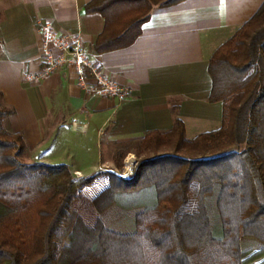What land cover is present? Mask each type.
I'll list each match as a JSON object with an SVG mask.
<instances>
[{
    "label": "trees",
    "instance_id": "trees-1",
    "mask_svg": "<svg viewBox=\"0 0 264 264\" xmlns=\"http://www.w3.org/2000/svg\"><path fill=\"white\" fill-rule=\"evenodd\" d=\"M180 1L92 0L86 12L105 20L95 51L131 45L154 5ZM208 73L220 127L187 140L177 119L146 133L132 176L107 174L90 198L100 174L19 160L23 139L4 130L11 111L0 106V264H58L73 216L97 247L70 264H264V3L214 51Z\"/></svg>",
    "mask_w": 264,
    "mask_h": 264
},
{
    "label": "crops",
    "instance_id": "crops-1",
    "mask_svg": "<svg viewBox=\"0 0 264 264\" xmlns=\"http://www.w3.org/2000/svg\"><path fill=\"white\" fill-rule=\"evenodd\" d=\"M91 1L0 0V106L11 111L4 130L23 139L22 163L65 165L75 177L89 178L113 173L114 158L121 156L126 173L137 164L134 148L148 132H167L177 119L187 140L220 127L222 104L209 101V60L264 0L154 5L131 45L102 53L95 42L105 20L86 12ZM42 21L60 33H80L87 55L129 91L127 100L118 104L83 90L72 66L28 82L25 76L41 69ZM87 85L94 88L93 80ZM101 183L92 196L108 181Z\"/></svg>",
    "mask_w": 264,
    "mask_h": 264
},
{
    "label": "built area",
    "instance_id": "built-area-1",
    "mask_svg": "<svg viewBox=\"0 0 264 264\" xmlns=\"http://www.w3.org/2000/svg\"><path fill=\"white\" fill-rule=\"evenodd\" d=\"M38 32L41 36V69L36 74H27L25 78L28 82L36 83L67 66H72L76 72L77 85L83 90L112 97L118 104L127 100L129 91L111 78L96 59L87 55L80 33H60L49 21L39 22ZM88 79L93 80L94 88L88 87Z\"/></svg>",
    "mask_w": 264,
    "mask_h": 264
},
{
    "label": "rangeland",
    "instance_id": "rangeland-1",
    "mask_svg": "<svg viewBox=\"0 0 264 264\" xmlns=\"http://www.w3.org/2000/svg\"><path fill=\"white\" fill-rule=\"evenodd\" d=\"M136 148L137 147H135L134 149H136ZM141 158H143V157H137L136 156L135 160L137 162H139ZM19 160H20V158H19ZM114 160H115V158H114ZM119 163H120V167L117 170H115V171L113 170V173H111V174H116L118 176H126V177L129 176V177H131L133 172H134V170H135L136 164L133 167V169H131L130 171L124 173V170H122V168H121L122 167L121 166V161ZM99 174L100 175L95 178V179H99V180L97 182H95V184L91 183L84 190V193H85L87 198H90L95 191H98V188L102 184L101 182H104V181L106 182L107 174H109V172H101ZM134 205H136V204H134ZM141 205H144V204H141ZM142 208H144V207L140 206V205L137 206V210H140ZM130 223H131V219H130V222L129 223L127 222L126 225L131 226ZM70 224H72V225H70L67 228V230L69 232L72 229V231H71L72 233L69 234L70 235L69 237L72 238L73 240L70 241V239H69L68 242L65 244V246L63 248L62 255L60 257V260H59L58 264H69L76 257L81 255L84 250L89 249V248L93 249V248L97 247V244H96V241L94 239L92 230H90V229L86 228L85 226H83V224L81 223L80 219H78L75 216H73ZM126 228H127L126 226L125 227L114 226L113 230L114 231H125ZM83 233H86L87 236L84 235ZM259 261H260V259H256V260H254V261H252L251 263H248V264H256Z\"/></svg>",
    "mask_w": 264,
    "mask_h": 264
}]
</instances>
